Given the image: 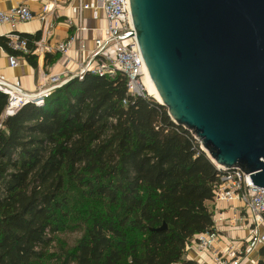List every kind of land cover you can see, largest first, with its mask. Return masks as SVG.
<instances>
[{
	"label": "trees",
	"instance_id": "1",
	"mask_svg": "<svg viewBox=\"0 0 264 264\" xmlns=\"http://www.w3.org/2000/svg\"><path fill=\"white\" fill-rule=\"evenodd\" d=\"M39 35H21L34 66ZM58 57L45 53L44 64ZM6 106L0 91V264H197L185 249L213 230L205 202L224 171L166 106L129 94L120 71L74 76L12 115ZM65 175L105 207L72 249L50 253L63 228ZM260 253L264 264V246Z\"/></svg>",
	"mask_w": 264,
	"mask_h": 264
},
{
	"label": "water",
	"instance_id": "2",
	"mask_svg": "<svg viewBox=\"0 0 264 264\" xmlns=\"http://www.w3.org/2000/svg\"><path fill=\"white\" fill-rule=\"evenodd\" d=\"M129 3L159 103L215 165L264 187V0Z\"/></svg>",
	"mask_w": 264,
	"mask_h": 264
},
{
	"label": "crops",
	"instance_id": "3",
	"mask_svg": "<svg viewBox=\"0 0 264 264\" xmlns=\"http://www.w3.org/2000/svg\"><path fill=\"white\" fill-rule=\"evenodd\" d=\"M84 3L89 7L82 8ZM17 4H26L33 18L18 23L16 31L20 35L40 34L34 50L36 65L28 63L20 51L19 55H15L17 64L10 65L9 56L13 54L0 44V79L16 84L26 92H37L49 76L65 72L75 74L95 49V40L105 35V15L96 0H0V11L9 10ZM10 30L9 25L0 24V37H6ZM69 39L70 47L66 52L56 50L58 43ZM81 44L84 46L82 49ZM7 47L13 50L8 44ZM57 52L59 57L45 65V53L53 55ZM107 53L113 56V48L109 47ZM205 204L213 214V227L219 233V241L210 250L199 251L195 246V237L192 238L186 246L184 259L197 264H219L216 256L228 261V252L234 250L240 258V264H257L262 259L260 249L264 241H253L252 238L264 233V214L263 220L254 224L240 200L212 199Z\"/></svg>",
	"mask_w": 264,
	"mask_h": 264
},
{
	"label": "built area",
	"instance_id": "4",
	"mask_svg": "<svg viewBox=\"0 0 264 264\" xmlns=\"http://www.w3.org/2000/svg\"><path fill=\"white\" fill-rule=\"evenodd\" d=\"M96 3L105 15V35L95 40V49L86 57L77 72L75 74L65 72L60 75L49 76L35 93L26 92L18 85L0 79V91L7 96L5 115H12L28 102L41 103L43 99L37 102L32 101V97L48 93L51 89L61 86L74 76L81 79L87 71L99 75L120 71L126 77L129 94L150 96L143 81L145 62L134 34L129 0H96ZM88 7V4H82V8ZM44 9L46 10V8ZM32 18L33 13L26 4H17L9 10L0 11V24H7L11 28L10 32L6 33L7 44L11 49L23 54L29 52L27 41L16 31V26L18 23L30 21ZM70 41L69 39L58 43L56 50L60 53L66 52L70 47ZM83 47L81 44L80 49ZM109 47L113 48V56L107 53ZM9 62L12 66L16 65V56H9ZM216 167L222 169L224 174L221 176L220 182L214 187L213 199L240 200L252 216L254 224L262 221L264 187L255 186L249 174L244 173L241 169L226 170L217 165ZM252 240L264 241V233L259 236L255 235ZM218 241L219 233L214 227L212 231L198 234L195 237V246L199 251L210 250L213 244ZM227 256L229 257L228 261L222 260L219 256H216V259L219 264H240V258L237 257L234 250L228 252Z\"/></svg>",
	"mask_w": 264,
	"mask_h": 264
},
{
	"label": "rangeland",
	"instance_id": "5",
	"mask_svg": "<svg viewBox=\"0 0 264 264\" xmlns=\"http://www.w3.org/2000/svg\"><path fill=\"white\" fill-rule=\"evenodd\" d=\"M64 190L66 204L63 206L60 221V229L53 237L48 252H58L61 248L72 249L86 226H88L91 214L95 209L100 212L104 210V201L93 199L86 194V190L80 187L67 175L64 176ZM41 264L52 263L51 258H45L40 261Z\"/></svg>",
	"mask_w": 264,
	"mask_h": 264
},
{
	"label": "bare ground",
	"instance_id": "6",
	"mask_svg": "<svg viewBox=\"0 0 264 264\" xmlns=\"http://www.w3.org/2000/svg\"><path fill=\"white\" fill-rule=\"evenodd\" d=\"M145 70V75H144V78H143V81H144V84H145V88L147 90V92L149 93L150 96H152L155 100H157L158 102H161V98L150 78V75L148 73V70L145 66L144 68Z\"/></svg>",
	"mask_w": 264,
	"mask_h": 264
}]
</instances>
